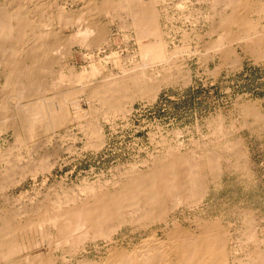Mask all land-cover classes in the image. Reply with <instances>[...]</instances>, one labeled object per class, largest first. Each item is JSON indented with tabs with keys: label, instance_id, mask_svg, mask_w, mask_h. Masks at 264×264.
I'll list each match as a JSON object with an SVG mask.
<instances>
[{
	"label": "bare ground",
	"instance_id": "obj_1",
	"mask_svg": "<svg viewBox=\"0 0 264 264\" xmlns=\"http://www.w3.org/2000/svg\"><path fill=\"white\" fill-rule=\"evenodd\" d=\"M169 1L0 0V134L12 131L15 138L6 150L0 149V192L52 166L46 154L32 156L42 137L77 124L88 135L87 146L99 148L105 142L101 119L127 116L136 100H152L164 85L189 79L175 56L192 53L187 40L193 33L201 36L197 25L185 28L184 45L170 47L162 26V19L166 24L174 18ZM201 1L211 9L201 16L210 22L207 33L217 30L219 35L205 43L200 54L220 51L224 62L237 66V43L256 59L264 58V0ZM188 4L193 6L192 0L175 1L181 12L177 19L198 18L200 9L187 10ZM100 13H108L113 21L120 18L125 35L127 30L135 33L139 61L122 64L121 53L112 48L120 38L110 37L112 25L101 21ZM66 27L72 30L68 33ZM74 44L90 54L104 51L106 45L111 52L105 58L121 64V73L105 71L98 79L101 70L95 62L90 70H76L66 59ZM56 63L61 68L52 73ZM82 101H88V109ZM241 111L246 121H264L256 104H242ZM208 121L220 137L227 134L220 114ZM159 142L157 153L120 166L110 179L85 180L40 196L1 197L0 264H56L60 256L64 263L91 241H113L125 224L148 234L135 243L116 241L100 259L77 258V264H264V238L253 219H245L238 233L220 218L196 216L192 228L170 219L177 207L203 200L210 182L223 172L226 153L207 151L208 144L201 140H193L189 150L166 137ZM225 148L239 166L246 154L241 139L227 142ZM163 222L160 235L153 226ZM235 238L245 255L231 257L229 241ZM43 245L46 252L32 253Z\"/></svg>",
	"mask_w": 264,
	"mask_h": 264
},
{
	"label": "rangeland",
	"instance_id": "obj_2",
	"mask_svg": "<svg viewBox=\"0 0 264 264\" xmlns=\"http://www.w3.org/2000/svg\"><path fill=\"white\" fill-rule=\"evenodd\" d=\"M175 1H169V10L174 12V18L166 24L162 19L165 39L170 42V47L184 45L185 28L193 30L191 28L197 25L196 30L201 36L193 33L187 40L192 53L180 51L175 56L181 64L182 73H188L189 79L186 81L182 77L179 82L164 85L152 100H136L127 116H118L112 120L101 119L105 142L99 148L87 146L88 135L78 129L77 124L70 125L63 129L62 133L54 134L51 138L42 137L32 156L46 154L52 166L37 175L29 174L4 193L0 192L1 200L5 196L17 199L25 193L29 196H40L41 192H47L49 189L61 190L63 186H78L85 180L110 179L120 166L141 162L151 153H157L161 146L159 141L164 137L182 143L183 150L192 149L195 146L193 140H201L208 144L207 151L226 153V157L222 159L223 172L217 180L210 182L207 194L198 205L179 206L170 219H177L183 226L192 228L195 227L196 216L204 219L220 218L229 230L237 233L244 227L245 219H253L258 225V234L264 238V121L257 117L246 121L241 111L242 104L250 103L256 104L264 112V58L256 59L237 43L235 50L241 56L237 66L224 62L220 51H210L207 57L200 54L201 49L206 47L204 44L219 35L217 30L207 33L210 22L201 17L211 9L206 1L192 0V5L201 12H197L198 18L185 22L177 19L178 13L181 12L175 7ZM189 4L188 8H192L187 10H194ZM98 18L101 21H109L112 25L111 38L119 36V41L114 43L112 48L121 53L122 64L129 66L139 61L140 44L137 43L135 33L127 30L128 35H125L118 24L120 18L113 21L108 13H100ZM70 29L72 30L71 27H66L65 31L69 33ZM68 48L69 59H66L76 70H90L95 62L101 70L98 79L102 78L105 71L121 73V64L105 58L111 52L106 45L104 51L95 49L93 54L77 44ZM60 68L61 65L56 63L51 71L54 73ZM83 108H89L88 101L83 102ZM218 114L225 119L222 122L227 134L223 137L219 136L208 121ZM178 130L180 132L175 133ZM236 139H241L243 151L246 152L244 162L239 166L235 164L237 158H228L225 148L227 142ZM14 141L12 131L3 132L0 134V149L6 150ZM14 161L26 162L20 158H15ZM165 226L163 222L153 227L158 229L161 235ZM147 234L146 229H135L130 224H125L123 229L114 235L113 241H91L73 256L69 254L64 263L60 256L56 264H77V258L84 257L98 260L116 241L135 243ZM236 238L229 241L230 249L234 250L231 257L246 254L245 247H241ZM41 251L46 252L47 247H36L32 253L38 254ZM55 253L62 255L60 250Z\"/></svg>",
	"mask_w": 264,
	"mask_h": 264
}]
</instances>
